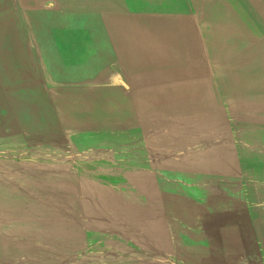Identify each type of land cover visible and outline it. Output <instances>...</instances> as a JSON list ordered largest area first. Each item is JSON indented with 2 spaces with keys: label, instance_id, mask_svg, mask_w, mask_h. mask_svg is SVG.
<instances>
[{
  "label": "rangeland",
  "instance_id": "obj_1",
  "mask_svg": "<svg viewBox=\"0 0 264 264\" xmlns=\"http://www.w3.org/2000/svg\"><path fill=\"white\" fill-rule=\"evenodd\" d=\"M76 1L0 0V264H264V0H187L209 68L143 119L126 80L46 68Z\"/></svg>",
  "mask_w": 264,
  "mask_h": 264
},
{
  "label": "crops",
  "instance_id": "obj_2",
  "mask_svg": "<svg viewBox=\"0 0 264 264\" xmlns=\"http://www.w3.org/2000/svg\"><path fill=\"white\" fill-rule=\"evenodd\" d=\"M85 2L76 1L67 13L73 22L68 32L62 28L66 19L57 32L44 34V64L46 68H95L110 75L111 88L126 80L132 105L138 107L122 108V114L143 119L138 116L144 113L143 91L171 86L190 79L194 71L198 73L196 68H209L208 52L187 0ZM126 101L121 104L131 105L130 99Z\"/></svg>",
  "mask_w": 264,
  "mask_h": 264
},
{
  "label": "bare ground",
  "instance_id": "obj_3",
  "mask_svg": "<svg viewBox=\"0 0 264 264\" xmlns=\"http://www.w3.org/2000/svg\"><path fill=\"white\" fill-rule=\"evenodd\" d=\"M0 24H1V23H0ZM8 30H9V29H8ZM3 31H4V34H3V35H4V39H6L7 36L5 37V32H6L5 29H3ZM109 45H110V44H109ZM236 61H237V60H236Z\"/></svg>",
  "mask_w": 264,
  "mask_h": 264
}]
</instances>
